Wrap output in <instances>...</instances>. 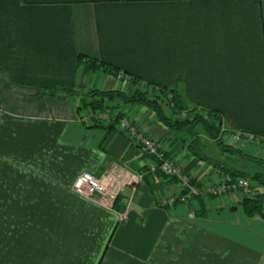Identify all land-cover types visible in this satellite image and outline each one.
<instances>
[{
  "label": "crops",
  "instance_id": "obj_1",
  "mask_svg": "<svg viewBox=\"0 0 264 264\" xmlns=\"http://www.w3.org/2000/svg\"><path fill=\"white\" fill-rule=\"evenodd\" d=\"M131 77L219 111L225 142L264 158L263 141L229 140L264 137V0H0V264H264V214H247L243 192L163 207L179 182L153 173L133 188L148 157L118 130L79 123L68 91H131ZM123 110L197 181L230 178L148 107ZM199 137L204 153L212 139ZM83 172L120 176L117 197L78 193Z\"/></svg>",
  "mask_w": 264,
  "mask_h": 264
},
{
  "label": "trees",
  "instance_id": "obj_2",
  "mask_svg": "<svg viewBox=\"0 0 264 264\" xmlns=\"http://www.w3.org/2000/svg\"><path fill=\"white\" fill-rule=\"evenodd\" d=\"M81 62L87 64L88 68L103 67L105 71L117 76L119 69L111 64L98 62L96 59H87L82 57ZM98 65V66H97ZM127 76V75H125ZM134 85L133 90L125 91L122 89L100 90L85 88L83 85L78 90L68 91L66 94L76 101L80 99L78 111L84 108L106 109V101L111 99L120 100L122 105L146 106L154 112L156 119L165 124L170 131L181 136L183 142H188L189 146L199 156L201 160L219 166L221 171L229 174L228 179L234 180L238 177L251 179L253 183L258 184L257 195L255 197L245 196L242 200L243 207L248 215L264 214V158L248 155L235 145H229L225 142L224 135L227 132L223 129V117L219 111L203 107H190L186 104L183 95L174 89L158 87L152 83L143 82L138 77H131ZM52 93V92H50ZM125 112L118 113V116H124ZM85 124V123H84ZM87 128H105L109 131L117 130L118 122L105 124L102 121H95ZM199 127L206 133L223 152L238 154L245 160L257 165L258 169L254 172L235 169L221 161L215 160L203 153V143L199 137ZM257 135V134H256ZM202 145H201V144ZM197 150H199L197 152ZM156 173H162L160 171ZM167 175V174H165ZM169 176V175H167Z\"/></svg>",
  "mask_w": 264,
  "mask_h": 264
},
{
  "label": "built area",
  "instance_id": "obj_3",
  "mask_svg": "<svg viewBox=\"0 0 264 264\" xmlns=\"http://www.w3.org/2000/svg\"><path fill=\"white\" fill-rule=\"evenodd\" d=\"M117 77L123 79L126 76L124 73H119ZM92 114L87 113L84 117L81 116L79 120L84 122L88 117L89 120H92ZM99 117L103 116L96 113L94 118L99 119ZM118 131L126 134L131 142L138 146L148 157L147 170L134 173L129 180V184L132 187L141 183L146 174H153L158 171L174 177L179 182L180 190L178 193L160 199V205L163 207L172 206L176 203H187L194 197H222L240 189L249 197L257 195L260 186L258 184L255 185L251 179L246 177H238L234 180L226 178L207 185L201 184L192 176L185 173L182 167L158 145L155 138L147 134L138 123L128 117L120 119ZM243 139L264 142V137L247 131H233L229 136L231 142H239ZM118 183L115 184L111 175L101 178L90 172H83L76 179L74 188L78 193L86 196L102 195L115 199L121 190V186Z\"/></svg>",
  "mask_w": 264,
  "mask_h": 264
},
{
  "label": "rangeland",
  "instance_id": "obj_4",
  "mask_svg": "<svg viewBox=\"0 0 264 264\" xmlns=\"http://www.w3.org/2000/svg\"><path fill=\"white\" fill-rule=\"evenodd\" d=\"M119 80H123V79H120V78H118ZM93 89V88H92ZM77 101H80V99L79 100H77ZM77 104H79V102H77ZM105 104H107L106 105V109H102L101 110V108H90V109H86V108H82L80 111H79V115H78V117L79 118H81V116L82 117H84L85 115H87V113H93L92 115H91V118H92V120H89V117L87 118V120L86 121H84V122H81L80 120H79V118H78V121H79V123H81V124H84L85 126L86 125H90V124H92L93 122H95V121H97V120H99V121H102L103 123H105V124H109V123H112V122H118V125H119V121H120V119H122L123 117H128V116H126V114L124 115V116H118V113H120V112H124V108H125V106H127V105H122L121 104V102H120V100H118V99H116V100H114V99H111V100H107L106 101V103ZM78 107V106H77ZM96 113H98V114H101L103 117H99V119H95L94 117L96 116ZM90 118V119H91ZM129 118V117H128ZM117 130H118V127H117ZM199 132L200 133H202V134H205L204 132H203V130L199 127ZM206 141L208 142V144L205 146V148H204V153L205 154H208V155H210L212 158H214V159H216V160H222V159H224L225 157L222 155V151H221V149H219V147L217 146V144H215L212 140H209L208 138H206ZM164 150V149H163ZM167 153V152H166ZM248 153V152H247ZM144 154V153H143ZM145 155V154H144ZM174 159V158H173ZM175 160V159H174ZM176 161V160H175ZM231 161L232 160H230L229 159V162L231 163ZM177 162V161H176ZM178 163V162H177ZM232 163L234 164V165H236V167H239V166H241V164L239 163V161H237V160H233L232 161ZM179 164V163H178ZM180 165V164H179ZM180 167H181V165H180ZM258 169V168H257ZM147 170V169H146ZM145 170V171H146ZM106 175H111L112 177H113V179H114V182H115V184H117L118 183V181H120L118 184L119 185H123V184H121L122 183V181H121V179H120V176H118V175H115V174H111V173H106L105 175H104V177L106 176ZM191 176V175H190ZM143 181H144V179H143ZM142 181V182H143ZM201 184H203L202 182H200ZM140 184V183H139ZM211 184V183H210ZM138 185V184H137ZM137 185L135 186V187H133V188H136L137 187ZM238 191H241V192H243V194L245 195V196H247L246 195V193L242 190V189H240V190H238ZM108 197V196H107ZM210 197V196H209ZM213 197H215V196H213ZM217 197V196H216ZM223 197V196H222ZM110 198V197H109ZM217 198H221V196H218ZM188 202H190V201H188ZM187 202V203H188Z\"/></svg>",
  "mask_w": 264,
  "mask_h": 264
}]
</instances>
